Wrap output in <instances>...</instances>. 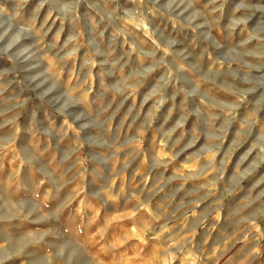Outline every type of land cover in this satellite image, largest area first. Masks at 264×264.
<instances>
[{
    "label": "rangeland",
    "instance_id": "obj_1",
    "mask_svg": "<svg viewBox=\"0 0 264 264\" xmlns=\"http://www.w3.org/2000/svg\"><path fill=\"white\" fill-rule=\"evenodd\" d=\"M0 264H264V0H0Z\"/></svg>",
    "mask_w": 264,
    "mask_h": 264
}]
</instances>
